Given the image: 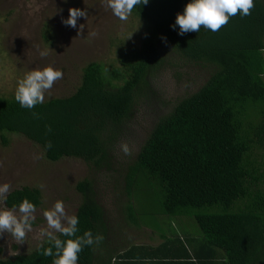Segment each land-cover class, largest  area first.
Wrapping results in <instances>:
<instances>
[{"label":"trees","instance_id":"trees-1","mask_svg":"<svg viewBox=\"0 0 264 264\" xmlns=\"http://www.w3.org/2000/svg\"><path fill=\"white\" fill-rule=\"evenodd\" d=\"M188 2L135 7L141 46L121 50L118 66L87 65L71 96L31 110L0 97L4 147L18 134L51 162L90 169L76 187L75 235L104 239L84 247L78 264H264V0L219 31L181 36L170 25ZM43 35L50 41L49 29ZM25 198L43 204L29 187L4 202L11 209ZM146 230L158 247L136 243ZM48 247L0 264H52Z\"/></svg>","mask_w":264,"mask_h":264},{"label":"rangeland","instance_id":"rangeland-1","mask_svg":"<svg viewBox=\"0 0 264 264\" xmlns=\"http://www.w3.org/2000/svg\"><path fill=\"white\" fill-rule=\"evenodd\" d=\"M69 8L87 13L78 18L76 28L62 23ZM46 29L52 33L48 42L43 37ZM144 30L132 13L125 21L113 16L103 0H0V97H13L18 80L47 66L61 70L63 78L45 92L44 102L69 97L80 86L87 65L99 62L118 66L120 51L139 48ZM41 51L47 55L42 57ZM7 138L5 147L0 138V184L10 185L8 194L24 187L39 189L43 204L36 209L32 231L23 243L7 232L0 234L1 259L31 253L46 243L47 237L41 236L42 230H48L43 212L60 200L67 215H76L82 199L76 187L90 177V169L81 160L51 162L39 145L25 137L11 134ZM4 201L0 199V209H8ZM141 233L146 234L136 243H161L156 233ZM54 234L57 237L59 233Z\"/></svg>","mask_w":264,"mask_h":264},{"label":"clouds","instance_id":"clouds-1","mask_svg":"<svg viewBox=\"0 0 264 264\" xmlns=\"http://www.w3.org/2000/svg\"><path fill=\"white\" fill-rule=\"evenodd\" d=\"M107 9L112 15L121 21L127 20L133 9L137 6L146 5L148 0H103ZM254 7V0H189L182 13H177L174 24L170 25L173 30H177L178 35H185L188 32H199L201 27L206 30L216 32L226 25L229 19L238 13L241 17L251 14ZM85 10L80 8H69L67 19H62L66 26L76 28L78 18L86 17ZM82 26V25H81ZM95 36L96 33H91ZM166 41V37H161ZM40 55L46 56L47 52L41 51ZM63 78V72L54 69L52 66L39 70L27 72L24 77L17 82L14 92V99L21 108L33 109L38 104H43L45 92L53 87L55 81ZM46 148H51V142H46ZM121 151L125 155L130 154L129 146L121 144ZM43 188V185H40ZM10 185L0 184V199H6ZM36 207L28 199H23L18 205H13L11 209H0V234L7 232L19 243H23L26 234L32 231L35 221ZM48 230H42L41 236L47 237L52 247L44 249V255L53 256L52 264H78V253L84 247L99 245L104 237L85 231L82 236H76L78 232L79 218L76 215H67L63 201H56L54 205L43 212ZM54 233L68 239L61 240ZM72 239L71 237H74ZM53 248L55 252H53Z\"/></svg>","mask_w":264,"mask_h":264},{"label":"crops","instance_id":"crops-1","mask_svg":"<svg viewBox=\"0 0 264 264\" xmlns=\"http://www.w3.org/2000/svg\"><path fill=\"white\" fill-rule=\"evenodd\" d=\"M148 231H149V232H152V230H148ZM146 232H147V230H146ZM145 234H146V233H144V234L142 233L141 237H143ZM150 235H152V233H151ZM137 244H138V243H137ZM138 245L141 246V245H146V244H144V243H141V244H140V243H139ZM159 245H160V244H158V245H156V246H151V247H158ZM146 246H150V245H146ZM138 254H140V253H138ZM138 254H137V255H138ZM139 256H140V255H139ZM125 264H147V263H142V262L139 261L138 263H125ZM175 264H179V263H176V262H175Z\"/></svg>","mask_w":264,"mask_h":264}]
</instances>
